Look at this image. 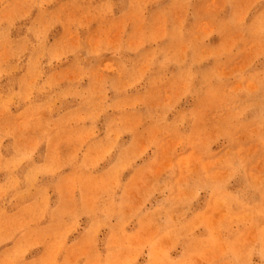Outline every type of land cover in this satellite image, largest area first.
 <instances>
[{
  "label": "rangeland",
  "instance_id": "1",
  "mask_svg": "<svg viewBox=\"0 0 264 264\" xmlns=\"http://www.w3.org/2000/svg\"><path fill=\"white\" fill-rule=\"evenodd\" d=\"M0 264H264V0H0Z\"/></svg>",
  "mask_w": 264,
  "mask_h": 264
}]
</instances>
